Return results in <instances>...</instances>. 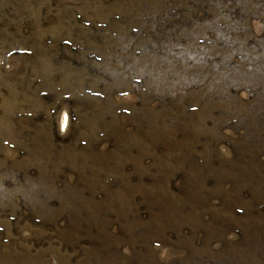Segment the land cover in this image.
I'll return each instance as SVG.
<instances>
[{
    "label": "rangeland",
    "instance_id": "374dc122",
    "mask_svg": "<svg viewBox=\"0 0 264 264\" xmlns=\"http://www.w3.org/2000/svg\"><path fill=\"white\" fill-rule=\"evenodd\" d=\"M0 264H264V0H0Z\"/></svg>",
    "mask_w": 264,
    "mask_h": 264
}]
</instances>
